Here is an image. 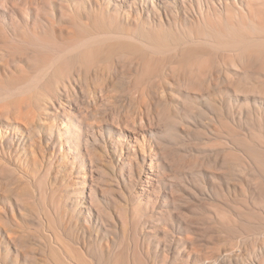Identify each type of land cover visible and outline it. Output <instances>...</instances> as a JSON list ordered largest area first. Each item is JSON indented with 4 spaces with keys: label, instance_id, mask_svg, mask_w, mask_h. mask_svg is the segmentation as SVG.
<instances>
[{
    "label": "bare ground",
    "instance_id": "1",
    "mask_svg": "<svg viewBox=\"0 0 264 264\" xmlns=\"http://www.w3.org/2000/svg\"><path fill=\"white\" fill-rule=\"evenodd\" d=\"M86 1L88 6L83 7L78 5L77 0H62L60 4L56 0H0V16L9 13L12 7H18L21 19L27 21L32 9H35V14L47 28L44 29V32L60 40L68 39L65 41V46L55 49L34 74L29 71H21L19 58L10 50L1 53L2 64H0L3 71L0 77L2 90L0 92V115L4 116L8 126L3 127L5 124H0V166L5 158L4 153H8L4 146L5 139L17 143L18 145L13 143V146L19 151V145H23V149H30L33 154L28 150L31 156L27 155L24 159L20 157L13 173L17 175V186L14 188V194L17 195L16 198L19 202L17 209L21 213L26 209L35 211L46 232L45 245L49 257L41 258L42 261L41 259L36 260L38 261L36 264H157L149 248L144 249L146 258L144 257L143 263H141L143 259H140L143 254L141 253V255L139 252V258L136 259L133 255L134 258L131 259L128 255V257H124L126 258L124 261V258L122 259L124 254L123 256L120 254L119 257L116 255L117 258L114 259L111 255L106 258L103 250L101 262H96L97 256L85 245L78 246L73 243V238L67 233L66 227L64 228L61 221L56 220L57 214L61 213L63 198L60 197V192L57 193L56 186L51 185V176L52 171H56L62 161H50L51 157L47 154L49 138L53 139L54 137L55 141L61 142L65 140L70 150H78L79 156L81 155L79 146L86 147V152L89 155L88 163L92 166L95 159H100L103 156L106 146L103 128L99 124L103 112L102 103L107 99L111 101L110 99L114 95L104 92L106 90L102 86L100 90L96 86L93 89L84 88L83 85L77 88L72 77L67 81L62 79L64 89L68 94V102L61 103L70 106V108L77 105L74 115L68 118L63 126L51 122L37 125V118L43 122L47 121L42 116L47 111V105H52V98L49 96L41 98L38 95V89L48 76H59L62 65L71 67L72 71L78 69L82 78L96 77L98 73H94L95 71L91 75H87V72L94 68L96 63L101 60L109 61L110 66L115 67L117 57L122 58L130 68L134 67L137 70L139 77H144H142L143 82L138 83V95H134L137 83L135 86L133 84L127 86L129 108H135L136 101V104L139 103L142 109L140 108L134 116L131 110H126L124 114H118L116 118L118 124L115 125L116 132L121 136L126 129L143 130V133L134 137V145L131 144V141L128 142L130 144L128 156L141 157L142 162L136 161L141 173H144V167H147L158 176L159 181L165 176L175 177L174 163L170 160V155L176 148L172 146L177 144V137L184 138L190 132L184 128L183 112L187 111L190 114H208V112L189 104L182 95L177 98L180 107V111L177 112V103L172 99L176 96H173L163 81L153 82L151 79L155 76L163 78L179 76L178 67L181 71L185 69L187 71V68L191 70L193 65L188 67L187 64L193 61L196 63V59H198L201 61L198 63L197 60L199 67L197 66L194 71L199 75H204L203 81L210 87L209 59L220 58L224 61L225 69L220 77L227 79L228 90L236 96L255 94V99L261 100L263 104V108H258L257 116L264 123V82L258 81L260 84H255L247 77V81H242L241 69L237 65L239 59L258 60L261 65L264 63V2L260 0H201L202 4H205L204 6L194 3L193 0H114V4L117 6V9H114L116 19L136 22V26L126 29L123 24L116 25L118 27L101 24L102 26L99 27L93 23L94 20L97 21L99 14L105 11L107 5L109 6L108 3L111 0H95V3H92L91 0ZM21 4L23 5L21 6ZM41 8L44 9V13L40 11ZM131 10L136 11L135 18L130 15ZM107 11L110 12V7ZM212 11L216 12L221 23L219 27L214 26L216 31L213 27L215 24L210 19ZM143 13H147L153 21L141 22ZM111 14L109 13L110 16ZM190 15H193L195 19H192ZM183 16L187 17L191 23H196L201 30L189 29L187 22L183 21ZM171 23L175 26L174 29L168 27V24ZM217 31L218 33H216ZM3 35L4 33L0 39V48L3 47ZM10 58L13 64H11ZM232 66L235 67V70L230 72ZM225 72L231 73V76H227ZM259 75L261 76V74ZM223 89L222 86L216 85L217 99H222ZM209 96H211V92H209ZM170 100L173 102V108H170ZM132 102H134V106H131ZM65 105L62 104L66 107ZM229 112H232L231 109ZM211 117L213 116L211 115ZM158 125H160L158 132L151 130L147 141L144 133L147 130L142 128ZM37 134L38 138H36ZM141 136L143 141L140 140ZM254 137L252 139L246 136L242 139L236 137L235 139H240L241 143H239L240 140L236 142L238 139L235 140V143L230 138L231 144L228 142L230 146L228 144L227 146L234 152L238 151L242 156L236 172L235 169L213 172L212 175L215 179L212 187L216 191L213 194L207 186L202 187V193L207 195L202 198L200 203L208 210V213L198 218L201 230L197 231L194 225L191 227V222L186 221L184 225L186 233L179 237L176 236V241L184 240L182 246L189 242L193 246L192 251L187 250L186 255L188 253V256L183 257L187 260L185 264H189L188 261L190 262L192 257L193 264H264V138L259 139L263 135L258 136L259 138ZM93 143L102 144V152H97ZM119 146L120 151L124 153V147L120 145V141L117 150H119ZM137 146L140 148L137 149ZM38 148H40V153L36 155L35 150ZM64 151L66 153L67 149L61 150V155ZM30 160L39 164V169L35 172L31 170ZM203 160L211 161L209 156ZM70 161L71 159L66 158L65 163L69 164ZM225 161L228 162V160ZM71 166L74 170L75 164L71 163ZM178 167L180 169L177 171L182 173H194L198 169V161L196 158L195 160L188 159L183 166L177 162ZM185 169H189V171H185ZM37 174L40 175L39 180L43 181L42 185L45 190L41 184L33 185L37 182ZM147 178H149L148 175ZM215 181L219 183H215ZM77 183L79 186H83L85 191L86 181ZM170 184L173 189V182ZM184 189L188 190L189 187L184 186ZM221 195L224 197L222 196V198ZM28 198H32L34 201L30 199L29 201ZM215 200H217V206L230 213L229 217L225 219L220 213L222 210H217L212 206ZM5 204L14 211L11 194L7 197ZM13 218L17 220L14 213ZM10 222L0 207L1 237L8 238L10 243L16 245L23 243L24 238L20 232V226ZM251 240L257 242L258 246L254 247L252 251H248L251 248L248 249L246 254L252 253L251 255L254 258H259V261L255 262V259L249 263L247 259L251 258V255L241 253L240 248ZM201 241L212 243V250L208 253L202 251L205 243ZM105 247H110L108 240L102 244L101 249ZM237 248L240 250H236ZM180 249H176L174 254L180 253ZM44 251L43 249L42 252L46 254ZM236 251L240 253L237 254ZM169 258L170 256L166 255L164 264L168 262L177 264V260L169 261ZM0 264H3L1 258Z\"/></svg>",
    "mask_w": 264,
    "mask_h": 264
},
{
    "label": "rangeland",
    "instance_id": "2",
    "mask_svg": "<svg viewBox=\"0 0 264 264\" xmlns=\"http://www.w3.org/2000/svg\"><path fill=\"white\" fill-rule=\"evenodd\" d=\"M61 1L56 0L58 4ZM193 1L194 3L202 4L201 0ZM260 1L264 2V0ZM86 2V0H77L78 5H82L83 7L88 6ZM91 2L95 3V0H91ZM108 4L109 6L107 5L105 11L100 13L97 21L94 20L93 23H96L99 27L102 26L101 24H106L110 27H118L116 25L123 24L125 27H121L126 29H129L131 26H136L135 21L127 22L116 19L114 9H117V6H115L114 0H111ZM202 5L205 6L204 3ZM109 7L110 12L107 11ZM40 11L44 13L43 8ZM35 13L36 10L32 9L29 19L24 21L21 19L20 13H18V7H12L9 13L0 16V25L2 28L0 30V39H2V34L4 33L3 47L0 48V58L2 52L10 50L12 54L19 58L21 71H29L33 74L51 56V53L55 49L64 47L66 44L65 41L68 40L66 38L60 40L44 32V29L47 28ZM109 13H112L111 16ZM129 13L133 18L136 17L135 10H131ZM141 15V22L153 21L147 13ZM190 17L195 19L193 15H190ZM210 19L215 24L213 27L216 25L219 27L221 25L216 12L212 11ZM170 21L172 22L173 20ZM183 21L187 22L189 29L201 30L196 23H191L185 16H183ZM168 27L175 28L172 23L168 24ZM214 29L215 31L217 30L215 27ZM210 59L208 62V65H210L208 67V78L211 81L210 87L205 85L203 81L204 75H199L194 71L197 69V66L199 67L198 63L201 61L198 59H196V63L195 61H190L192 63H188L187 65L188 67L193 65V69L190 70L189 68L188 70L187 66H185L187 71H185L186 69L182 70L185 71L184 73H181L182 71L178 67L179 69L177 68V71L180 70V72H177L179 75H176L177 78L174 76L168 78L155 76L151 79L153 82L163 81L169 88V91L173 93V96H176L172 99L177 103V106L175 103L177 112L180 111L177 98H180L181 95L187 99L189 104L208 112V114H190L187 111L183 112L185 121L184 128L190 132L184 138L177 137V144L172 146L176 148L174 153L170 155V160L174 163L175 177L168 178V176H165L160 179L161 181L147 167H144L145 172L141 173L140 167L136 164V161H141V157L136 158L134 156H128L127 154L130 145L128 142L131 141V144L134 145V137L137 134L140 135L143 133V130L133 131L126 129L124 134L119 136L115 129V125L118 124L116 119L118 114H124L126 110H131L134 116L140 108L142 109V106L139 103L136 104V101L135 106L134 102L131 104L135 108H129V103L127 102L129 96L127 86H131L132 84L135 86V83H137L135 87L136 93L139 87L138 83H142L144 77H139L137 70L134 67L130 68L128 64L123 62L122 58L117 57L115 67H111L109 61L101 60L96 63L93 66L95 70L92 68L87 72V75H91L94 71V73L97 72L98 76L96 77L87 76L82 78L80 77L78 69L72 71L71 67L62 65L59 76H48L38 89V95L41 98L42 96L52 98V105H47V111L42 116L47 121L43 122L40 118H37V125H44L47 122H51L63 126L66 124L68 118L74 115V110L77 109V105H73L74 107L70 108V106L61 103L68 102V94L64 89L62 79L67 81L72 77L77 88L80 85L88 89H93L96 86L100 90L102 86L106 90L104 92H109L110 95H114L110 99L111 101L107 99L102 103L101 108L103 112L101 113V121L99 124L103 128L106 146L103 151V156L100 159H95L92 166L88 163L89 155L84 146H79L81 149V155L79 156L77 154L78 150H70L65 140L63 142L59 140L55 141L53 137V139L49 138L50 143L47 151L48 156L51 157L50 161H62L60 167L56 171H52L53 174L51 176V185L56 186L57 193L60 192V197L63 198L61 213L57 214L58 218L56 220L61 221L64 228L66 227L67 233L73 238V243H76L78 246L85 245L88 250L97 256L95 259L96 262H101L103 250L104 257L107 258L111 255L113 259L115 257L117 258L116 255L119 257L120 254L121 256L124 254L122 259L125 256L128 257V255L131 259L134 256L137 259L142 253L144 256L141 254L143 258L141 256L140 259H143L141 262L143 263L144 257L146 258L144 249L149 248L157 264H164L163 261L166 255L170 256L169 261L177 260V264L187 263V260L183 257L188 256L186 252L187 250L192 251L193 246L190 242L182 246L184 240L179 239L176 241V236L179 237V235L186 233L184 229L186 221L191 222V227L194 225L197 231L201 230L198 218L208 213V210L200 203L202 198L207 195L202 193V187L207 186L210 188L212 194L216 192L214 187H212L215 179L212 175L213 172L233 169L236 172L242 156L239 155L240 153L238 151L234 152V150L229 149L228 146H230L229 143L231 144V139L235 142L238 139H235L236 137L240 138L243 135L250 139L253 136L256 137V135H263L261 138L257 136L261 140L264 138V123L257 116V113H259L258 108H263L262 101L255 99V94L247 96L240 94V96H236L231 93L227 88V79L220 77L223 70H225L224 61L216 57ZM9 60L13 64L12 59L10 58ZM0 63L2 64L1 61ZM1 64L0 77L3 71L1 70ZM237 65L241 69L240 77L242 81L245 82L249 79L254 81L255 84L264 82V63L261 65V62L258 60L239 59ZM234 70L235 67L232 66L230 72ZM226 74L227 76H231V73ZM216 85L224 88L221 93L222 99H217L218 91H215ZM209 92H211V96H209ZM135 93V96L138 95V92ZM145 101L149 102L151 100ZM170 102V108H173V102L171 100ZM62 104L66 107L62 106ZM89 108L91 109L92 107ZM229 109H231V113ZM0 124H5L3 127L8 126L3 115H0ZM159 128L160 125L142 128L147 130V132H144L147 141L149 140L148 135L150 136V131L158 132ZM36 138H38V134ZM240 139L236 142H239ZM140 140L143 141L142 136ZM119 141L120 145L124 147V153L120 151V146L119 150H117ZM4 143L5 150L9 154L3 152L6 159H3L2 165L0 166V207L3 210V214L8 218V221H11L10 223H15L20 226V232L22 233L24 241L18 245L12 242L10 243L8 238L1 237L2 233L0 229V258L3 264H36L41 258L45 259V257H49V253H47L48 249L45 245L46 232L35 211L26 209L25 212L21 213L17 209L19 202L16 198L17 195L14 194V188L17 186V175L13 173L14 168L19 162V158L24 159L27 155L31 156L30 153L32 154V152L30 149H23V145H19V151L13 146L15 143L10 142V140L5 139ZM239 143H241V140ZM15 145L18 144L16 143ZM93 146L97 152H102V144L93 143ZM146 147L148 149V142L146 143ZM139 148L137 146V149ZM63 149H67V151L66 153L64 151L61 155V150ZM35 151L36 155H39L40 148ZM208 156L211 161H204L203 159ZM66 158L71 159L69 164L65 163ZM195 158L198 161V169L200 171L198 169L194 173L177 171V169H180V167L177 168V162L183 166L186 160H195ZM225 160H228V162ZM29 162L32 166V171L35 172L39 169L38 163L35 164L32 160ZM71 163L75 164L74 170H72ZM185 171H189V169H185ZM147 175L149 178H147ZM39 176L37 174V182L33 185L36 183L42 185L43 181L39 180ZM77 180L86 181V186H84L85 191L83 186H79ZM170 182L174 184L173 189L170 187ZM215 183L219 182L215 181ZM184 186H188L189 189L185 190ZM42 187L45 190L43 185ZM9 193L12 195V207L14 211H12L9 205L7 206L5 204L7 197L10 196ZM29 199L34 201L32 198ZM213 203L212 206L214 208L222 210L220 213L225 219L230 216V213L226 209L217 206V200ZM13 213L18 222L14 220ZM107 240L110 247L101 249L102 244ZM251 241L240 248L242 250L241 253L244 252L246 254L248 249L251 248L248 251H252L254 247L258 246L256 244L257 242L254 240ZM201 242L205 243L202 247L203 249H201L202 251L208 253L212 250V243L207 241ZM179 248H181V252L174 254V251ZM243 248L246 250L244 251ZM43 249L47 255L42 252ZM240 249L237 248L236 250ZM138 252L140 253L139 255ZM238 253L240 252L238 251ZM246 255L250 256L249 253ZM130 258L129 260L131 261ZM251 258L247 259L249 263L252 260L255 261V259V262H257L259 259L254 258L253 255H251ZM192 259L193 257L190 262L188 261L189 264H193ZM125 260L126 258H124ZM166 264L170 263L168 262Z\"/></svg>",
    "mask_w": 264,
    "mask_h": 264
}]
</instances>
